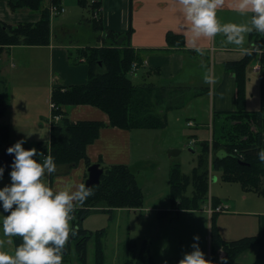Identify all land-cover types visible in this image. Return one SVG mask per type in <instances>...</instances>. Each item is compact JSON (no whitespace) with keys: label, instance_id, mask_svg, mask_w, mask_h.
Returning a JSON list of instances; mask_svg holds the SVG:
<instances>
[{"label":"trees","instance_id":"16d2710c","mask_svg":"<svg viewBox=\"0 0 264 264\" xmlns=\"http://www.w3.org/2000/svg\"><path fill=\"white\" fill-rule=\"evenodd\" d=\"M10 9L27 8L40 12L37 22H21L11 25L0 20V53L11 46H42L48 45L51 38V16L48 7L41 9L42 0H6ZM52 3H58L52 0ZM82 7L86 0H79ZM91 16L84 19L83 25H88L95 33L94 46L79 49L88 67L87 81L82 85L68 87L53 86L50 103L54 105L51 115H61L59 121L52 119L49 134V145L39 143V152L54 156L56 164L70 168L83 160L86 166L90 161L86 155V147L98 136L104 123L95 121L71 122L65 115L64 107L76 105H91L103 111L109 119L108 125L121 129L164 128L167 124L166 113L184 105L187 99L197 93H186L188 87H176L172 91L155 87L152 84L137 85L129 78L133 63L138 67L137 54L130 45L131 28L126 32L104 29L97 4H92ZM97 11V12H96ZM96 13V14H95ZM82 25V26H83ZM78 26V25H77ZM103 31L105 35H99ZM71 32H69L70 34ZM261 37L259 48L264 49V36ZM166 40L171 47H182V38L168 33ZM100 44H102L100 46ZM193 52V51H188ZM256 53L244 55L237 62H229L225 69L232 72L236 82V107L233 111L217 113L212 117L211 147L209 141H201L202 153L190 176L182 175L179 168L171 170L169 210L198 209L207 197L209 176V155L212 170L223 171L225 180L238 182L244 189L264 192V161L258 152L262 149V133L264 130V53L260 56V97L263 107L255 111H247L244 107L246 70ZM156 89H159L158 91ZM200 93L202 88L198 89ZM174 95L164 98L165 92ZM159 92V93H156ZM155 96V100L152 96ZM166 101L164 113L158 109L161 101ZM4 113V104L0 98V117ZM9 138V129L0 124V149L2 150ZM4 145V146H3ZM8 170L5 168L6 174ZM191 184L190 196L185 192ZM142 190L137 183L135 172L126 165L104 167L100 183L92 187L90 195L83 203H77L74 208L72 225L76 234L64 246L63 255L69 253L71 243L75 244L80 260L86 261L87 244L91 232L82 227V220L93 210L108 212L112 218L116 209H137L142 205ZM216 206L220 201L211 199ZM168 211H159L166 214ZM219 212L210 215L209 238L212 259H215L216 247L222 246L225 252L223 264H238L237 257L249 247L263 245L264 231L256 235L225 241L221 238L215 223ZM103 230L97 231L96 264L103 261ZM14 246L20 243V238L12 237ZM126 251L129 255L121 264H155L150 254L148 242L143 241L138 250L135 241L127 240ZM178 264V263H177ZM218 264V263H213Z\"/></svg>","mask_w":264,"mask_h":264},{"label":"crops","instance_id":"0c3cea01","mask_svg":"<svg viewBox=\"0 0 264 264\" xmlns=\"http://www.w3.org/2000/svg\"><path fill=\"white\" fill-rule=\"evenodd\" d=\"M56 1L65 9V14L55 24L62 30V39L56 38L52 33L48 45H16L6 48L0 53V98L4 104V113L0 117V124L6 125L9 129L8 143L14 144L23 138L26 141L24 147L31 148L33 146L38 151L39 143L44 146L49 145L52 115L49 101L50 113L47 116V103L53 86L82 85L87 81L88 67L79 52V47L94 46L92 43L97 35L88 25H83L87 34L83 35V38L78 36L82 40H77L76 43H66V38L70 35L69 32L75 30L80 18H90L92 4L100 6L98 11L104 29L126 32L131 28L130 45L136 52L139 62L145 63L146 67L143 69L146 70L147 77L156 80V83L161 81L169 83V86L156 87L172 91L176 87L185 88L203 84L200 75L203 73L206 76L209 68L202 67V56L200 59H191L188 51H197L199 48L202 50L199 51L201 55H211V65L215 68L211 72L213 77L211 86L203 84L201 87L203 91L196 92L194 97L189 98L180 107H183L186 121H193L197 129L205 125L203 123L209 118L212 121V117L217 113L235 109V77L232 72L225 69L224 65L240 61L244 57L245 52L241 50V47H247L250 52L256 53L257 56L251 61V70L257 74L260 71V56L264 53V49L259 48V42L262 40L259 36L262 35L263 38L264 33L255 30L246 33L243 46L228 42L223 33H218L211 39L201 37L194 47L190 42L189 33L181 27L185 21L180 11V5L175 0H86L85 7L79 4V0ZM51 3L52 0H42L41 9L49 7ZM233 4L234 0H223V4L217 9V15L221 22L248 23L251 13L241 15L233 7ZM19 9L13 11L6 0H0V20L16 25L21 22H37L40 19L39 11L27 8ZM53 25L51 23V30L54 29ZM168 33L181 37L183 46H169L166 40ZM99 35L102 37L105 33L101 31ZM70 48L74 53L69 51ZM75 62H78L79 65H75ZM258 65L259 69L256 68ZM203 69L204 72H202ZM248 70H246L244 107L247 111H255L263 107L260 97V79L257 83L252 81V78L248 77ZM164 98H168V95L164 94ZM64 111L71 122L104 123V126L99 129L97 138L86 147V155L90 163H99L104 168L121 164L133 166L137 161L138 158L133 157L131 149L133 129L126 130L109 126L108 116L91 105L64 107ZM166 119L168 120V116ZM191 138L194 137H188L187 140ZM210 140L208 141L210 142ZM262 143L264 147V130ZM87 167L83 160L70 168L57 166L56 172L45 178L54 187L57 184L78 185L84 183L87 177ZM7 170L4 178L9 176L11 171ZM136 173L135 177L140 186L139 173ZM215 179L213 178V180ZM245 200L244 196L242 201ZM220 202H226L229 205V210L225 213L230 212L234 216L249 218L246 223L239 225H244L247 230L251 231L250 233L257 234L260 229L264 231V201L258 204L259 206L253 203L252 209L240 207L238 202L229 197L221 199ZM166 209L169 208L163 210ZM161 210L160 208L158 211ZM220 223L221 221L217 225L218 231L221 238L225 240ZM238 231H245V229H238ZM0 239L4 240L5 250L14 251L12 237H6L1 233ZM219 248L220 246H217L216 250ZM248 250H254L256 253L254 262L250 264H264V240L261 247L254 245L242 252L240 257H237L238 264H242L240 261L242 254Z\"/></svg>","mask_w":264,"mask_h":264},{"label":"rangeland","instance_id":"374dc122","mask_svg":"<svg viewBox=\"0 0 264 264\" xmlns=\"http://www.w3.org/2000/svg\"><path fill=\"white\" fill-rule=\"evenodd\" d=\"M64 14L65 11L51 17V23L54 24L51 35L54 33L55 37L58 39H62V30L59 26H55V24L59 22ZM83 23L84 19L80 18L78 26H75V30L67 36L66 43H76L77 40H82L78 36H82L83 38V35L87 34L85 28L82 27ZM101 45L102 44H100V46ZM82 48L83 47H79V49ZM69 51L74 53L71 48ZM189 54L191 59H200L202 56V67L207 66L209 68L207 75L211 74L215 69L213 65H211V55H201L199 51L189 52ZM137 61L139 62V59H137ZM139 64L141 68L138 67L135 73L130 72L128 74L133 83L137 85L152 84L155 87L169 84H166L165 81L156 83V80L150 79V77H147L145 74L146 70L143 69L146 67L145 63L139 62ZM75 65H79V63L75 62ZM251 65L250 63L247 67V69H249L248 77L250 76L252 81L257 83L259 81L258 74L251 70ZM204 71L203 69L202 72ZM200 78L203 84H207L208 87L211 86L212 81H207L203 73L200 75ZM203 84L197 86L192 85L191 87L188 86L189 92L186 93H199L198 89L203 87ZM156 90L158 91L159 89ZM162 94L164 96V93ZM165 94L168 96L170 95L167 91ZM173 96L174 95H170L169 97L173 98ZM152 98L155 100L154 94ZM49 101L50 98L48 97L47 116L50 113ZM166 103L164 99L159 103L158 110L161 111V113H164L163 110L164 107L167 106ZM167 116V125L164 128H140L132 130L131 149L133 157H137L138 159L133 166L128 167H131L133 172L139 173L143 195L141 207L135 210L116 209L112 214V218H110L108 212L100 210L91 211L81 222L82 227L88 230V232H91V238L87 244L86 261L82 262L80 260V253L77 252L75 244L71 243L69 246V253L63 255L62 264H96V244L99 240L97 238V231L100 230H103V236L101 238L103 243L102 264H121L129 256L126 251V245L127 240L129 241L131 239L135 241L136 250H138L143 241L148 242L150 254L155 264H164L165 261H167L168 264H177L185 252L192 251L191 244L194 242V235H199L200 240L198 243L201 249L206 253L205 258L207 259L210 250V216L207 211V207L210 203L209 199L213 198V200L218 199L220 201L223 198L229 197L238 202L240 207L250 209H252L253 203L258 205L264 201V192L262 190L259 189V191L253 192L244 189L238 182L226 181L223 171L212 170L209 155L210 180L208 183L207 197L203 203H201L200 207L198 209L178 211H168L169 209L163 210L170 207L169 175L171 170L178 167L182 175L190 176L202 153L201 141L210 140L212 134L211 118L203 123L205 125L197 129L196 124L191 127L186 126V117L183 107L169 110L166 113V117ZM188 137H194L191 138L194 139V143H190L191 139L187 140ZM209 146L211 147L210 144ZM169 150H177L179 153L175 156H168L167 152ZM57 166L62 167L59 164ZM213 178L216 179L213 180ZM45 179L47 181V178ZM6 183H10V176L0 181V187ZM191 193L192 186L190 184L185 194L190 196ZM244 196L246 200L242 201ZM241 202L243 203L242 205ZM160 208L168 212L166 214H159L158 210ZM2 211L3 209L0 208V212ZM5 215H7V213H5ZM248 219L247 216H234L230 212L218 213L215 223L218 225L221 221L220 225L225 240H234L244 236L256 235L250 233L251 231L247 230L244 225H239L241 223H246ZM238 229H245V231L239 232ZM1 233H3L2 230H0V234ZM255 257L256 253L254 250H248L242 254L240 261L242 264H250L254 262Z\"/></svg>","mask_w":264,"mask_h":264},{"label":"clouds","instance_id":"9594fccd","mask_svg":"<svg viewBox=\"0 0 264 264\" xmlns=\"http://www.w3.org/2000/svg\"><path fill=\"white\" fill-rule=\"evenodd\" d=\"M180 5L185 24L182 29L189 33L190 42L196 46L201 37L214 38L223 33L226 40L243 46L245 34L253 30L264 33V0H234L233 7L241 14L251 13L248 23H222L217 9L223 0H175ZM246 54L250 49L241 47ZM197 51H202L197 48ZM209 82L211 74L205 76ZM25 139H19L7 148L13 154L10 183L0 187V230L6 237H19L20 243L10 252L4 249L0 239V264H62L63 249L76 234L71 224L74 208L92 195V187L57 184L55 187L45 177L56 172L54 156L45 155L37 148H25ZM264 161V149L258 152ZM6 166H0V181ZM7 213V215H5ZM199 235H194L192 251L185 252L178 264H213L205 258ZM164 264H168L167 261Z\"/></svg>","mask_w":264,"mask_h":264},{"label":"water","instance_id":"95a60500","mask_svg":"<svg viewBox=\"0 0 264 264\" xmlns=\"http://www.w3.org/2000/svg\"><path fill=\"white\" fill-rule=\"evenodd\" d=\"M12 144L8 143L4 146L0 152V166H6V169H11V164L13 161L14 153H7V148ZM26 149L29 147H25ZM171 149V148H170ZM179 153L177 150H169L167 152L168 156H175ZM104 172V168L100 166L99 163H92L87 167V178L84 180L86 186H95L100 183L101 176Z\"/></svg>","mask_w":264,"mask_h":264},{"label":"bare ground","instance_id":"6f19581e","mask_svg":"<svg viewBox=\"0 0 264 264\" xmlns=\"http://www.w3.org/2000/svg\"><path fill=\"white\" fill-rule=\"evenodd\" d=\"M51 5H56V6H58V7H62V8H63V11H62V12L65 11L64 7H63L61 4H59V3H51V4L49 5V7H50ZM49 7H48V9H49ZM97 11H98V9H97ZM97 11H96V12H97ZM62 12H59V13H57V14H60V13H62ZM57 14H54V15H57ZM95 14H96V13H95ZM54 15H50V16L52 17V16H54ZM83 60H84V59H83ZM84 61H85V60H84ZM137 68H138V66L136 65V70H137ZM256 68L259 69V65L256 66ZM136 70H135L134 72H132V71H130V72H131V73H135ZM50 107H51V109H52V108H54V105H53L52 103H50ZM56 116H58V119H55ZM52 119H53L54 121H59V120L61 119V115H53ZM51 121H52V120H51ZM188 122H192V125H187ZM186 125L189 126V127H191V126H194L195 123H194L193 121H191V120H187V121H186ZM193 140H194V139H191V140H190V143H194ZM7 144H8V143H7ZM10 144H11V143H10ZM3 148H4V147H3ZM45 155H47V154L45 153ZM90 165H91V164H90ZM209 200H210V201H209V202H210L209 204H210L213 208L216 207V206H218V205H221V204H225V205H227V209H226L224 212H219V213H225V212H227V211L229 210V205H228L226 202H219L216 206H213V205H212V202H211V199H209ZM216 212H217V211H213V212L209 213V215H211L212 213H216ZM224 256H225L224 249L222 248V246H220L219 250H216L215 259H212V257H211V252H209V254H208V256H207V259L213 261V263L223 264Z\"/></svg>","mask_w":264,"mask_h":264},{"label":"built area","instance_id":"2783aa9c","mask_svg":"<svg viewBox=\"0 0 264 264\" xmlns=\"http://www.w3.org/2000/svg\"><path fill=\"white\" fill-rule=\"evenodd\" d=\"M62 11H63V8L58 7L56 5H51L49 7V14L50 15H54V14H57V13L62 12ZM135 70H136V63H133L132 67H131V71L134 72ZM55 119H58V116H56ZM187 125H192V122H188ZM226 209H227V205H225V204L218 205L214 208L209 204L207 207L208 213H211L213 211L224 212Z\"/></svg>","mask_w":264,"mask_h":264}]
</instances>
